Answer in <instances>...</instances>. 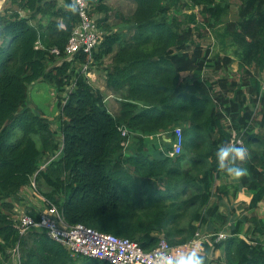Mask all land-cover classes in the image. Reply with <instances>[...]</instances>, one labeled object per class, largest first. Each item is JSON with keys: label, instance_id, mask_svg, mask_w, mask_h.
Returning <instances> with one entry per match:
<instances>
[{"label": "trees", "instance_id": "obj_1", "mask_svg": "<svg viewBox=\"0 0 264 264\" xmlns=\"http://www.w3.org/2000/svg\"><path fill=\"white\" fill-rule=\"evenodd\" d=\"M87 1L94 17L109 11L108 0ZM234 1L237 20L224 24L229 0H188L184 5L198 9L201 21L194 13L170 19L180 0H132L133 35L125 41L104 35L89 62L81 52L70 60L63 55L78 24L70 0L62 6L57 0H9L15 9L0 14V264H13L16 247L19 264H107L72 258L38 230L19 236L15 200L32 181L70 226L132 240L146 252L161 240L183 246L201 230L229 229L230 237L213 245L218 261L264 264V0ZM97 23L109 31L105 17ZM206 28L223 51L235 48L238 81L202 76L207 66L217 73L233 64L194 41ZM90 64L103 69L106 87L119 95L117 116L92 86ZM38 81L55 89L58 133L28 101V89ZM119 128L131 135L122 138ZM176 128L183 134L182 153L169 158ZM164 133L171 145L153 158L145 139ZM232 133L249 158L241 165L248 174L229 182L215 152L231 143ZM223 201H241L250 215L230 222L221 212ZM40 212L25 215L38 220ZM201 255L213 264L205 251Z\"/></svg>", "mask_w": 264, "mask_h": 264}, {"label": "built area", "instance_id": "obj_2", "mask_svg": "<svg viewBox=\"0 0 264 264\" xmlns=\"http://www.w3.org/2000/svg\"><path fill=\"white\" fill-rule=\"evenodd\" d=\"M76 6L78 24L65 46L63 55L65 60L72 59L77 53H83L91 61L93 51L101 44L104 33L98 28V21L91 14V7L87 0H70ZM52 55H59L53 50ZM87 72V66L83 67ZM122 138H127L130 133L125 128H119ZM174 143L168 153L169 158L181 155L183 147V134L180 128L173 131ZM235 140H233L234 142ZM236 142H240L239 140ZM129 141L123 145L127 147ZM43 169V168H42ZM31 187L36 195L34 181ZM47 208L40 212L38 220L31 218L24 213L17 220L19 236L25 237L31 230L44 232L46 236L61 245L72 258H87L101 261L107 264H158V258L162 255L177 256L187 253L193 248H201L207 237L200 232L195 235L192 242L183 246H170L166 241L161 240L158 246L149 252L142 250L139 245L129 239L117 238L109 234L99 233L83 225H68L62 213L55 205L42 200ZM211 237V235H210ZM217 241L226 239L224 233L217 236ZM18 248L14 252L13 264H19Z\"/></svg>", "mask_w": 264, "mask_h": 264}, {"label": "rangeland", "instance_id": "obj_3", "mask_svg": "<svg viewBox=\"0 0 264 264\" xmlns=\"http://www.w3.org/2000/svg\"><path fill=\"white\" fill-rule=\"evenodd\" d=\"M57 2L61 6L63 5V0H57ZM187 3L188 0H180V6H177V8L173 7L171 9L169 18L170 19L175 18L178 21H184V16H188L191 13H194L196 14L197 19L201 21L200 19H202V17L198 14V9L190 10L187 6L184 5ZM105 4L107 5L109 11L105 14H100L103 16L99 15L95 18L96 21H99L102 17H105L106 22L109 25V31L102 29L100 30L104 33V35H108L110 33H116L122 41H125L128 38H130L133 35V25L129 22V19L135 10V4L132 2V0H108L107 2H105ZM229 4H231V9L229 10L227 16H225L223 19V21L225 22L224 24L231 23L237 20V7L239 3L234 0H229ZM13 9L15 8L10 4L9 0H0V14H2L5 10L12 11ZM205 32L206 33L200 32V37L199 36L194 37V41L196 43H200L204 49L210 48V52H211L210 56L212 57L216 54L219 55L221 58L224 56H229L233 61V64L226 70L217 73L211 71L212 66H207L206 70L202 73V76L205 78H209L214 82L219 81L222 78H226L227 81L229 82L233 80L238 81V78L240 77L241 74L238 71L237 59L233 55L235 53V48H229L228 50L223 51L217 44L213 32L209 28H206ZM109 60L110 57L104 59L103 61L104 67H107L110 64ZM90 67L92 71H96V69H99L100 66L96 65L92 67L90 64ZM86 74L88 75V72ZM262 81H263L262 92H264V75L262 77ZM28 94H29L28 101L34 103L36 108H38L40 112H42V114L52 122V129L58 133L59 124L57 120L60 109L57 106L56 92L54 87L49 85L48 83H45L44 81H38L33 83L29 87ZM232 140H235V134L233 133H232L231 143H233ZM232 181L233 179L229 177V182ZM35 188H36V184H35ZM26 190L27 191L24 192V197H20L17 198V200H15V212L17 216L16 220H18L21 217V213L25 214L26 211H31L35 213H39L41 211L42 203H43L42 202L43 197L41 196V194L37 191L35 192L36 195H34V190L32 189V187H28ZM232 200L235 201L234 199ZM245 206L246 205H244L241 201H238L237 204L234 203L232 206L230 203L229 205H227V203L223 201L221 206V212L228 216L230 222L235 223L236 219L244 215H250V213L246 212ZM257 215L260 216L261 212L259 211ZM219 233H224V235H226L225 240H227V238L230 237L229 229H224L220 232L213 231L211 233H204V232L202 233L203 237H207L205 241L207 243L202 245L201 247L207 246L208 250H210V252L212 251L211 253L209 252L208 258L211 262H213V264H217V263L222 264V262L224 261V260L218 261L219 252H215L213 250V245L218 243L216 236ZM236 237L238 239H241L245 236L239 234ZM262 240H263L262 243L264 244V239ZM220 252L224 253V250L222 249L220 250Z\"/></svg>", "mask_w": 264, "mask_h": 264}, {"label": "clouds", "instance_id": "obj_4", "mask_svg": "<svg viewBox=\"0 0 264 264\" xmlns=\"http://www.w3.org/2000/svg\"><path fill=\"white\" fill-rule=\"evenodd\" d=\"M70 9L76 12V6L70 5ZM249 158V152L243 146V142H233L217 148L215 152L216 166L235 181L245 177L247 168L241 165ZM220 234V233H219ZM158 264H205V257L200 249L193 248L187 253H181L175 257L162 255L158 258Z\"/></svg>", "mask_w": 264, "mask_h": 264}, {"label": "crops", "instance_id": "obj_5", "mask_svg": "<svg viewBox=\"0 0 264 264\" xmlns=\"http://www.w3.org/2000/svg\"><path fill=\"white\" fill-rule=\"evenodd\" d=\"M90 81L93 83L92 86L93 87L95 86L94 88L100 90V92L103 94V96H104V104H105V107H106L107 111L111 115L117 116L119 114V111H120V98H119V95L117 93H115L112 88H107L106 87L105 73H104L103 69H96V71H93L92 73H90ZM170 138H171V135L169 133L168 134L164 133V134L156 135L154 137H149V138L145 139L146 140L145 142L148 143V152H149V154L153 158H158L159 154L160 153H164V151L167 149V147H169L171 145V139ZM164 154H167V152L164 153ZM163 184H165V183H163ZM216 185H219V183L217 182ZM157 188L160 191L161 190L163 191L165 189V186L164 185H157ZM26 191L27 190H24L23 192H21L19 194V198L20 197H24V192H26ZM42 200H43V198H42ZM203 232L204 231L201 230V234ZM206 243L207 242L204 241L203 245L206 244ZM204 251H205V253L207 255L210 252V250L206 251L205 247L203 246V247L200 248V252L204 253Z\"/></svg>", "mask_w": 264, "mask_h": 264}]
</instances>
